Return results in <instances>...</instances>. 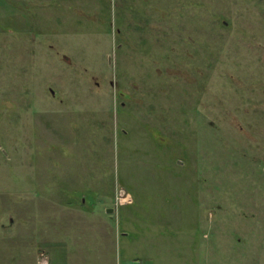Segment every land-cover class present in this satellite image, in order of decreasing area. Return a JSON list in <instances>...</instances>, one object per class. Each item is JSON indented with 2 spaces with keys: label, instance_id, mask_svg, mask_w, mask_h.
<instances>
[{
  "label": "rangeland",
  "instance_id": "1",
  "mask_svg": "<svg viewBox=\"0 0 264 264\" xmlns=\"http://www.w3.org/2000/svg\"><path fill=\"white\" fill-rule=\"evenodd\" d=\"M42 258L264 264V0H0V264Z\"/></svg>",
  "mask_w": 264,
  "mask_h": 264
},
{
  "label": "built area",
  "instance_id": "2",
  "mask_svg": "<svg viewBox=\"0 0 264 264\" xmlns=\"http://www.w3.org/2000/svg\"><path fill=\"white\" fill-rule=\"evenodd\" d=\"M40 264H47V261L45 259H41V261L39 262Z\"/></svg>",
  "mask_w": 264,
  "mask_h": 264
},
{
  "label": "water",
  "instance_id": "3",
  "mask_svg": "<svg viewBox=\"0 0 264 264\" xmlns=\"http://www.w3.org/2000/svg\"><path fill=\"white\" fill-rule=\"evenodd\" d=\"M110 212H112V210H109Z\"/></svg>",
  "mask_w": 264,
  "mask_h": 264
}]
</instances>
